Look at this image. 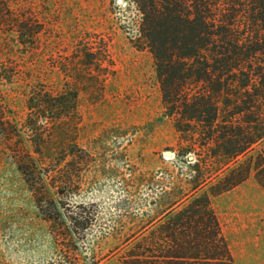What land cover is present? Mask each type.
I'll use <instances>...</instances> for the list:
<instances>
[{
  "label": "rangeland",
  "instance_id": "1",
  "mask_svg": "<svg viewBox=\"0 0 264 264\" xmlns=\"http://www.w3.org/2000/svg\"><path fill=\"white\" fill-rule=\"evenodd\" d=\"M8 1L37 33L23 45L0 28V64L11 76L0 85L8 121L0 130V264H124L137 236L188 190L202 152L191 151L189 132H178L164 108L132 0ZM33 90L76 94L74 113L66 105L69 118L40 125L39 138L25 126ZM261 150L264 141L232 159L228 166L251 161L250 174L210 196L232 264H264V190L254 178ZM26 155L36 162L29 182L16 164ZM69 216L80 217L74 228Z\"/></svg>",
  "mask_w": 264,
  "mask_h": 264
},
{
  "label": "trees",
  "instance_id": "2",
  "mask_svg": "<svg viewBox=\"0 0 264 264\" xmlns=\"http://www.w3.org/2000/svg\"><path fill=\"white\" fill-rule=\"evenodd\" d=\"M132 2L140 15L139 35L154 59L164 108L178 132H189L191 151L198 148L202 155L192 163L197 175L188 180V190L166 206L157 228L137 236L124 264H232L210 196L247 179L251 161L228 164L264 141V0ZM33 23L13 13L8 0H0V28H10L19 43H31L25 37L36 35L31 32ZM10 79L0 64V85ZM68 104L73 114L75 92L53 96L33 90L25 121L31 137H40V125L68 119ZM2 106L0 96V130L5 131L8 121ZM47 111L53 114L51 123L41 122L42 116L48 117ZM197 138L200 143H195ZM223 159L227 161L224 169L204 177L202 168L210 171L216 160ZM16 164L29 182L34 157L18 156ZM254 178L264 190V150L256 156ZM79 218L69 216L68 227L74 228Z\"/></svg>",
  "mask_w": 264,
  "mask_h": 264
},
{
  "label": "water",
  "instance_id": "3",
  "mask_svg": "<svg viewBox=\"0 0 264 264\" xmlns=\"http://www.w3.org/2000/svg\"><path fill=\"white\" fill-rule=\"evenodd\" d=\"M167 154H168V155H171V153H170V152H167Z\"/></svg>",
  "mask_w": 264,
  "mask_h": 264
}]
</instances>
